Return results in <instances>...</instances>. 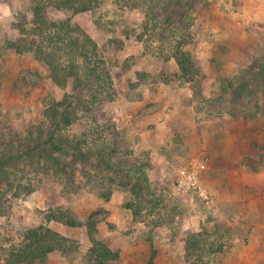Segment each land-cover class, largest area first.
<instances>
[{
    "label": "rangeland",
    "instance_id": "obj_1",
    "mask_svg": "<svg viewBox=\"0 0 264 264\" xmlns=\"http://www.w3.org/2000/svg\"><path fill=\"white\" fill-rule=\"evenodd\" d=\"M33 4L0 0V137L10 142L28 137L52 99H62L75 84H57L33 50L20 49L27 41L18 23L32 17ZM187 8L168 25L182 23L184 48L200 65L195 79L170 56L169 36L161 42L151 22L147 30L144 5L99 0L79 12L48 7L51 19L71 16L100 45L114 82L101 119L113 128L97 134L100 144L114 142L118 157L130 150L148 162L151 189L133 209L127 204L134 194L119 174L94 168L87 177L80 169L73 183L67 176L31 173L26 180L35 191L0 195V264H9L7 248L43 223L71 242L37 264H89L87 226L47 221L46 212L57 207L84 222L97 220L96 237L118 253L110 264H187L191 234L201 247L192 248V262L264 264V239L258 238L264 230L244 223L238 199L223 197V187L232 190L242 172L264 170V93L243 94L236 102L232 86L264 57V0H199L185 17ZM83 120L71 134L85 129ZM188 173H196L206 196L180 183Z\"/></svg>",
    "mask_w": 264,
    "mask_h": 264
},
{
    "label": "trees",
    "instance_id": "obj_2",
    "mask_svg": "<svg viewBox=\"0 0 264 264\" xmlns=\"http://www.w3.org/2000/svg\"><path fill=\"white\" fill-rule=\"evenodd\" d=\"M130 1L146 7L144 22L147 30H150L148 23L151 22V30L159 35L161 42L164 43V35L169 36L170 56L176 59L185 77L195 79V74L200 72V65L191 52L184 48L187 34H179L183 25L179 22L178 26H169L168 23L174 16L180 15L183 9L185 11L186 6L187 17L191 7L199 0ZM33 3L32 17L18 23L24 34L23 39L27 41L22 43L20 49L33 50L35 56L49 66L57 84L67 87L69 79H74L75 84L72 91H67L62 99H52L44 110L45 119L30 131L28 137L11 142L6 137H0V195L11 190L16 191L15 195L35 191V184L26 180L31 173L67 176L74 183L80 169L85 176L90 177L93 176L91 170L97 168L125 178L121 184L130 186L135 197L127 205L134 209L136 203L139 205L151 189L145 165L149 163H141L135 151L128 154L130 150L124 157H118L116 154L121 151L114 142L100 144L102 134L113 128L111 121L101 122L105 118V101L114 95V82L105 55L97 41L78 23L73 22L71 16L57 21L47 13L50 5L79 12L91 9L99 0H33ZM181 35L182 38H179ZM248 72L251 75L245 73L240 76L236 86L232 83L236 102L243 94L256 97L259 92L264 93V57L256 64L253 63ZM82 119H85L82 122L85 129L81 133L71 134L70 130ZM100 133V136L97 135ZM125 163L128 164L124 167ZM111 193L112 190L107 194L108 199ZM46 219L61 221L69 226H87L93 242L87 252L89 264H110L118 258L117 252L96 237L95 218L84 222L70 209L57 207L46 212ZM69 242V237L43 223L27 229L19 243L7 248L6 261L9 264H37L53 251L68 250L66 246ZM199 243L196 235L188 236L187 264H209L205 260L190 261L191 250L201 248Z\"/></svg>",
    "mask_w": 264,
    "mask_h": 264
},
{
    "label": "crops",
    "instance_id": "obj_3",
    "mask_svg": "<svg viewBox=\"0 0 264 264\" xmlns=\"http://www.w3.org/2000/svg\"><path fill=\"white\" fill-rule=\"evenodd\" d=\"M246 171L240 174L241 182L234 185L232 190H226L223 187V197L227 200L238 199V203L244 205L243 209L239 210L242 219L245 217L244 223H248L250 220L254 225V229L264 230V170L252 171L253 173ZM252 192L253 196L250 197L249 194ZM259 237L264 239L263 235Z\"/></svg>",
    "mask_w": 264,
    "mask_h": 264
},
{
    "label": "built area",
    "instance_id": "obj_4",
    "mask_svg": "<svg viewBox=\"0 0 264 264\" xmlns=\"http://www.w3.org/2000/svg\"><path fill=\"white\" fill-rule=\"evenodd\" d=\"M180 183L186 184L191 189L198 191L201 195L206 196V191L201 187L196 173H188L186 176L181 178Z\"/></svg>",
    "mask_w": 264,
    "mask_h": 264
}]
</instances>
